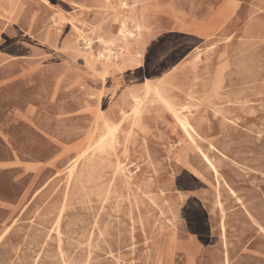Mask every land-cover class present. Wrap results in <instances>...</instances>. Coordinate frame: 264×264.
Wrapping results in <instances>:
<instances>
[{"label":"rangeland","instance_id":"obj_1","mask_svg":"<svg viewBox=\"0 0 264 264\" xmlns=\"http://www.w3.org/2000/svg\"><path fill=\"white\" fill-rule=\"evenodd\" d=\"M122 1L0 0V116L28 105L53 110L70 115L65 137L83 140L96 127L101 85L114 125L148 76L190 119L218 176L148 96L140 116L120 125L116 145L92 159L90 181L85 173L64 194L71 157L22 211L0 213V235L9 228L0 264H224L226 256L264 264V0H237L222 24L225 0ZM123 20L132 35L120 39ZM99 38L115 44L109 61L98 59ZM103 66L110 75L101 83Z\"/></svg>","mask_w":264,"mask_h":264},{"label":"crops","instance_id":"obj_2","mask_svg":"<svg viewBox=\"0 0 264 264\" xmlns=\"http://www.w3.org/2000/svg\"><path fill=\"white\" fill-rule=\"evenodd\" d=\"M69 118L53 110L44 115L33 105L1 114L0 213L22 211L74 157L82 139L69 141L61 131Z\"/></svg>","mask_w":264,"mask_h":264},{"label":"bare ground","instance_id":"obj_3","mask_svg":"<svg viewBox=\"0 0 264 264\" xmlns=\"http://www.w3.org/2000/svg\"><path fill=\"white\" fill-rule=\"evenodd\" d=\"M108 2L110 0H107ZM127 1L128 0H123L121 2L122 6H127ZM236 3L237 0H225L224 4L222 7H220L219 12H218V21L219 24H222L225 20H227L230 15L233 14L235 7H236ZM125 12V11H124ZM74 29L80 34V31L73 26ZM135 29L140 32L141 31V27L140 26H136ZM137 32V33H138ZM132 35L131 29L129 27V23L127 22V20H123L120 23V27H119V32H118V36L120 39H124L126 37H130ZM133 38V37H132ZM100 39V38H99ZM89 40V39H88ZM100 43L103 44L104 49L103 52L99 53V58L101 61H109L112 57H113V47H114V42L112 41H106V40H99ZM87 46L90 48V41H87ZM198 42H195V49L198 48L199 46L197 45ZM86 46V47H87ZM250 46V45H249ZM262 47V46H261ZM83 48V47H82ZM121 49V48H119ZM246 50V49H245ZM121 51V50H120ZM121 54V53H120ZM243 54V53H241ZM138 57H141V53L137 54ZM92 56V55H91ZM243 57V55H242ZM235 58V57H234ZM253 59V58H251ZM257 59V56L255 58V60ZM118 60V59H117ZM116 60V61H117ZM253 61V60H251ZM257 61V60H256ZM255 61V62H256ZM241 62V61H240ZM246 62V60H245ZM247 63H248V59H247ZM233 64V63H232ZM243 64V63H242ZM249 64V63H248ZM256 64V63H254ZM253 64V65H254ZM234 65V64H233ZM252 65V66H253ZM100 66V65H99ZM251 66V67H252ZM249 67V69L251 68ZM255 67V66H254ZM256 68V67H255ZM254 70V69H253ZM100 75H99V79L100 82L103 83L104 81H106V79L108 78V76L110 75V70L107 69L105 66H103L101 68L100 71ZM243 72V71H242ZM244 73V72H243ZM246 73V72H245ZM244 73V74H245ZM253 74V72H252ZM246 75V74H245ZM244 75V76H245ZM86 77H89V75H85ZM251 76V74H250ZM239 77V76H238ZM241 78V77H240ZM241 80V79H240ZM217 82L220 81L219 77L216 80ZM245 82V81H244ZM240 84V83H239ZM142 88H143V94H139L138 91L135 90H131L128 93V96L130 97V111L129 112H125V111H121L120 112V117L121 120L118 122V124H110L104 117L103 114V109H102V105L100 100H102L103 97V85L100 86V90H99V97H98V102L96 103V108H95V120L94 123L96 125V127L94 128L93 132L89 133L88 135L85 136V138L82 140V142L79 144L78 149L76 154L74 155V157H72L66 167H65V178H66V185H65V189H66V193L64 192V194L66 196H68V191L69 188L72 184V182H76L78 184H81L84 180H83V175L86 173L87 174V179L86 181H90L91 180V176L94 173V167L92 165V159L98 154H103L106 149H110L113 148L116 143H117V132L118 129L120 127V125L125 121V119L128 116H132L133 118L139 117L142 111V107L143 104L146 100V98L148 96H153L154 98H156L158 101H160L172 114V117L174 118L176 124L178 125V127L180 128V130L182 131L184 137L190 142V144L194 145L196 147V149L198 150L199 154L201 155V157L203 158L205 164L207 165V167L214 173L215 177L217 178L218 176V172L217 169L215 168V166L213 165V163L210 161V159L205 155V153H203V151L197 146V138H199V135L197 133V131L195 130V128L193 127L190 119L186 116H184L183 114H181L178 110L174 109V107L165 99L163 91H162V86L160 84H153L152 80L148 77V76H143V81H142ZM246 88V87H245ZM244 88V90H245ZM236 90V89H235ZM240 91V90H239ZM242 92V91H241ZM233 95V93H231ZM250 94V93H249ZM236 95V94H235ZM234 95V96H235ZM242 95V94H241ZM244 95V93H243ZM242 95V96H243ZM234 98V97H233ZM237 98V97H236ZM239 98V97H238ZM245 99V98H244ZM229 101V100H228ZM234 101V100H233ZM229 104V103H228ZM223 106V105H222ZM218 110V109H217ZM222 110V109H221ZM229 110V109H228ZM220 111V110H219ZM223 112V111H222ZM226 112V111H225ZM231 113V112H230ZM215 114V113H214ZM221 113H219L218 115H220ZM228 114V113H227ZM217 115V116H218ZM216 116V115H214ZM213 116V117H214ZM230 116V115H229ZM226 120V119H225ZM134 121V119H133ZM229 121V120H228ZM100 125V127H99ZM133 126V125H132ZM97 128V129H96ZM99 130L102 133L95 138L96 135V131ZM229 138V137H228ZM258 140V138H257ZM218 141V140H217ZM249 143V142H247ZM216 144V143H215ZM218 146V145H217ZM220 146V145H219ZM218 146V147H219ZM223 147V146H221ZM226 148V147H225ZM225 150V149H223ZM229 150V149H227ZM222 154V153H221ZM223 155V154H222ZM258 157H260L258 155ZM143 160V159H141ZM218 160V158H217ZM248 162V161H247ZM118 165V163H117ZM222 166L224 167V165L222 164ZM241 166V165H240ZM220 167V166H219ZM133 168V167H132ZM226 168V167H225ZM79 169V171H78ZM117 169V168H116ZM239 170V168H238ZM243 170V169H242ZM118 172L120 175H122L125 179H128V167L127 164H119L118 167ZM252 173V172H251ZM137 175V174H136ZM223 179V178H222ZM215 180V179H214ZM246 184V183H243ZM110 185V184H109ZM225 185V183H224ZM222 188V187H221ZM226 187H224L225 189ZM109 190V189H108ZM107 190V191H108ZM224 191V190H223ZM161 193V192H160ZM162 194V193H161ZM218 196V195H217ZM180 197V196H179ZM236 200V199H235ZM239 200V199H238ZM237 200V201H238ZM135 201V200H134ZM150 202V201H149ZM182 202V201H181ZM227 202V201H226ZM152 204V203H151ZM216 204V203H214ZM222 204V203H221ZM217 206V205H216ZM215 207V206H214ZM157 208V207H156ZM172 216V215H171ZM61 217V214H59L56 217V223L59 222ZM249 217V216H248ZM234 222V221H233ZM131 223V222H130ZM155 225V224H154ZM171 225V224H170ZM9 228H7L1 235H0V240L7 234ZM221 230L223 233V237L225 236V229H224V225L221 224ZM191 233H193L192 230H190ZM57 236V234H56ZM239 238V237H238ZM103 240V238H102ZM221 240V239H220ZM105 243V242H104ZM58 248V247H57ZM88 250V249H87ZM59 252V251H58ZM163 255L166 258H171L172 254H173V244L172 241L166 240L163 246ZM61 253V252H60ZM60 255V254H59ZM225 256V255H224ZM61 257V256H60ZM88 259V258H87ZM35 260V259H34ZM216 263V262H215ZM223 263V262H222ZM34 264V263H33ZM86 264V263H85ZM224 264H228V258L227 256L225 257L224 260Z\"/></svg>","mask_w":264,"mask_h":264}]
</instances>
